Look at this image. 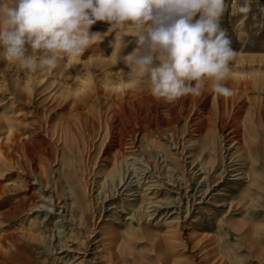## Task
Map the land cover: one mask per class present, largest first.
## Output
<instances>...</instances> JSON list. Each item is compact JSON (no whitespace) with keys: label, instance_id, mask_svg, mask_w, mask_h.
Returning <instances> with one entry per match:
<instances>
[{"label":"rangeland","instance_id":"374dc122","mask_svg":"<svg viewBox=\"0 0 264 264\" xmlns=\"http://www.w3.org/2000/svg\"><path fill=\"white\" fill-rule=\"evenodd\" d=\"M226 2L229 6L220 26L226 30L231 47L236 51L235 58L230 62L227 79L222 82L229 89L232 87L230 96L212 91L215 81L208 79L200 96L188 95L171 104L154 97L147 77H142L138 68L125 65L123 60L124 56L137 48L136 30L130 24H126L123 30L109 32L108 22H95L89 31L90 34L98 35L93 36L90 51L87 49L82 56L66 55L58 67L51 71L38 69L33 72L18 62H9L3 58V49L0 48V117L1 120L11 121L24 136L34 139L32 145H35V141H41L44 147L49 145L53 150L58 148L50 145L51 132L41 128V123L48 118L46 126L49 127H60L67 122L70 125L73 114H76L72 105L76 103L83 105L81 113L87 116L91 111H104L106 105L113 103L145 104L141 113L148 108L147 119L150 124L144 131L134 127L132 120L125 118L126 131L123 137L129 140L132 130L136 132L138 140L141 132L146 134L154 144L148 157L154 170L148 169L145 174L138 170L141 177L146 175L148 178H132L129 184L131 191L117 187V192L101 203L97 201L100 195L94 182L102 180L101 175H95L98 170L101 171L102 157H98L96 167H93L96 151H91L87 161L91 174H88V170L84 172V180L89 183L88 200L91 199L94 205V218L87 220L85 226L80 228L75 220L69 218V202L63 212L55 204L57 210L45 217L48 228L44 235L47 238L35 249L46 264H81V260L84 264L115 263L107 262L112 252V244L108 242L111 235L101 236V228L114 231L118 237L122 245L121 256L127 260L119 264H264V132L253 113V107L244 113V119L237 117L231 120L248 125L245 136L252 165L246 169L256 184L250 186L248 197L243 199L246 180L238 175L240 171H234L241 165L226 157L235 151L242 136H233L237 144L228 142L224 137L229 132V120L224 115V107H221L232 101L236 104H264V0ZM245 5L249 9L246 15L237 11ZM199 15L197 13L194 20ZM121 37L122 48L118 43ZM92 48H95L94 51ZM246 81L250 83L242 92V83ZM139 90V100H130L128 94ZM120 93L123 95L120 96ZM142 117L143 113L139 115L140 119ZM250 118L255 120V124L251 123ZM211 138L215 141L214 146H210ZM143 145H146L145 142ZM222 145V153L226 151L224 166L220 159ZM230 146L234 148L230 149ZM213 148L216 149L215 171L208 177L203 171L196 173L197 169H193L196 163L189 165V152H194L200 163L207 164L213 161ZM142 156L140 154L139 157ZM140 163L135 168L143 165ZM60 167V163L52 164L55 172ZM205 188L208 189L203 195ZM196 190L200 193L196 194ZM48 191L54 201L55 193L51 189ZM104 191L108 195V181ZM144 194L153 202V207L146 210L150 217L144 218L141 225L136 220L129 225L132 209L126 203H132ZM184 196L187 198L183 199ZM179 199L180 205L176 209ZM186 202L189 203L187 207ZM35 217L33 215L31 218Z\"/></svg>","mask_w":264,"mask_h":264},{"label":"bare ground","instance_id":"6f19581e","mask_svg":"<svg viewBox=\"0 0 264 264\" xmlns=\"http://www.w3.org/2000/svg\"><path fill=\"white\" fill-rule=\"evenodd\" d=\"M92 49L94 51L95 48ZM98 54L100 55V53ZM249 59L252 60V58ZM249 83L250 82L247 81L243 82L240 90H242V92L246 90ZM260 85L262 86V84ZM234 92H236V90ZM133 93L134 94H128L130 96V100L133 98L139 100V95L141 93L140 90ZM122 95L120 93V96ZM120 101H122V98H120ZM72 106L73 110L76 111V114H73V120L70 125L67 122L65 125L60 127L56 125L49 127L46 126L48 124V118L41 123V128L47 130L46 132H48L49 129L51 132V141L49 143L50 145L53 144L58 147L54 150L49 145L44 147L41 141H35V145H32L34 144V139L27 135L24 136V133L17 131L16 126L11 121L8 119L1 120L2 116L0 117V264H46L44 259L38 257L35 249L37 245L43 244V240L47 238L44 235L48 228V225L45 223V217L49 215L51 211L57 210L54 208L55 204L58 208H61L62 210L60 211L63 212L67 209V202H69L71 204V208L68 210L69 218L75 220L77 222L76 225L80 228L85 226L87 220L94 218V205L92 204V200L90 198V200H88L90 190L89 183L88 181L86 183L84 180V172L86 173L87 170L88 172L90 170V168H87V161L89 162L91 151H96L93 167L96 165L98 157H102L101 162L103 165L100 169L101 171L98 170L95 173L96 176L101 175L102 180L94 182L96 183V191H99L98 194L100 195L97 201L100 200L101 203L106 200L107 197H112V195L117 192V187L118 189L124 187L123 191H125L124 189L131 191V189H129V184L131 183L132 178L135 179L140 176V173H137L138 170L142 172L141 174H145L148 169L150 171V169L154 170L155 168L154 165L150 163L148 158L150 157L151 149L154 144L145 136V133L141 132L142 135L138 140L136 132L133 130L131 131L130 129L131 132L129 133L131 138L129 140H125L126 138L124 139L123 137V132L126 131L124 124L125 118L132 120L134 123L133 126L143 131L147 125L150 124V121L148 120V108L144 109V112H142V119L139 118V115H142L140 112L142 111L141 108L145 106V104H108L104 107V111L100 110L96 113L91 111L88 116L81 113L83 105L76 103ZM221 107H224V115H226L229 120L227 124L229 132L226 133L224 137L228 139V142L231 141L233 144H237V142H234L235 139H233V136L235 134H241L242 136V141L238 143L235 151L229 153L226 157L229 156L228 160L230 161L235 160L239 162H234V164L238 163V165H241V168L235 169L234 171H240L238 175L242 178V180H246L247 186L245 188L246 190L243 192L244 199L247 196L248 190L251 188L250 186L256 184V180H254V177L246 169L247 166L252 165L247 136H245L248 131V125L246 122L233 123L231 120L237 117H242L244 119V113H247L250 111V107H253V113H255L258 121H260L261 128L264 132V104H243L241 102L236 104L232 101L230 104H222ZM250 121L252 124H255V120L253 118H250ZM2 130H4L3 133ZM143 141L146 144L145 146L143 145ZM214 145L215 141L211 138L210 146ZM146 146L149 148L146 149ZM223 147L224 146L222 145L220 149V159L222 165L224 166V153H226V151L222 153ZM233 148V146H230V149ZM137 152L143 155L142 158L139 157L140 154L138 155ZM193 153L189 152V158L191 159V161H189V165L193 166V164L196 163L193 167V169H197L196 173L198 171H203L202 173H205L206 177L211 175L216 169V149L213 148V161L211 160L212 162L207 164L202 162L200 163ZM138 162H141L143 165L139 166V168H135V165H137ZM55 163H60L61 166L60 170L57 172H55L52 168V164ZM94 171L95 169L92 170V172ZM88 174L91 173L89 172ZM147 174H149V172H147ZM130 175H133V177L129 178ZM140 178L147 179L148 177L144 175L143 177L140 176ZM107 181L110 187L108 195H106V192L104 191ZM48 189L53 190L55 193L54 201H52V196H49L50 191H48ZM207 189L208 188L204 189L202 193L203 195L207 192ZM198 193H200V191L196 190V194ZM147 194L141 196L139 195V199H135L132 203H128V199L126 200V206L129 208L131 207L130 210L132 209L130 214L131 222L129 225H132L133 220H136L137 223L141 225L144 218H147L148 216L150 217V214L148 213L149 211L147 212L146 210L153 207V202L148 200ZM184 198L187 197L184 196L183 199ZM180 201L181 199L178 200L176 209L179 208ZM61 203L62 205L60 206ZM188 204L189 203L186 202L185 206L187 207ZM41 208L45 209L39 211ZM100 208L104 209L102 206ZM154 211L155 210H153V212ZM155 213L156 212H154V214ZM33 215H36V217L32 219L31 217ZM99 233L101 236L106 234L111 235L109 241L106 239L112 244V247L110 246L112 252L110 253V256L108 255L109 259L107 262H115L113 264H119L121 262L126 263V258L121 256L122 245L115 232L101 228ZM116 251L117 254L115 253ZM79 263L84 264L83 260Z\"/></svg>","mask_w":264,"mask_h":264},{"label":"clouds","instance_id":"9594fccd","mask_svg":"<svg viewBox=\"0 0 264 264\" xmlns=\"http://www.w3.org/2000/svg\"><path fill=\"white\" fill-rule=\"evenodd\" d=\"M228 6L226 0H0V48L9 62L51 71L66 55H83L98 35L89 31L95 22H108L109 32L130 24L137 48L123 60L147 77L154 97L171 104L200 96L208 79L215 81L212 91L230 96L222 82L236 51L220 26ZM118 43L122 48V37Z\"/></svg>","mask_w":264,"mask_h":264}]
</instances>
